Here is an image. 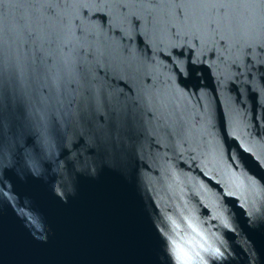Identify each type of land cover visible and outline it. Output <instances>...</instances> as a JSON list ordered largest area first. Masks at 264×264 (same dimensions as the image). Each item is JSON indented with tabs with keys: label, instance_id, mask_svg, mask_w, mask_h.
<instances>
[{
	"label": "water",
	"instance_id": "water-1",
	"mask_svg": "<svg viewBox=\"0 0 264 264\" xmlns=\"http://www.w3.org/2000/svg\"><path fill=\"white\" fill-rule=\"evenodd\" d=\"M0 264H264V0H0Z\"/></svg>",
	"mask_w": 264,
	"mask_h": 264
}]
</instances>
